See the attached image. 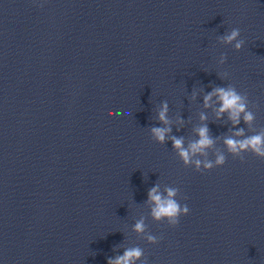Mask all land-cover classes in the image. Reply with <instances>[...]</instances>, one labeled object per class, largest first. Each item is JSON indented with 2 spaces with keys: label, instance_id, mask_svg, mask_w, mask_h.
<instances>
[{
  "label": "clouds",
  "instance_id": "obj_1",
  "mask_svg": "<svg viewBox=\"0 0 264 264\" xmlns=\"http://www.w3.org/2000/svg\"><path fill=\"white\" fill-rule=\"evenodd\" d=\"M240 29L233 28L229 34L224 36L222 39L225 43H232L236 41L234 47L239 50L244 41L239 40ZM218 96L219 102L221 104L218 115L224 112L229 113V118L233 121V123H239L240 114L244 113L245 122H251L253 120V115L249 112H246V105L243 101V98L237 94V92L229 87L225 88H216L213 92L207 94L204 97L205 106L208 105V102L212 99V96ZM167 105L165 104L159 114V119L164 123H167L166 119ZM201 119H205V117H201ZM152 133L155 138L163 142L165 140V135L170 131L168 128H152ZM243 130H240L236 133V135H242ZM200 139L197 142H194L190 145L189 149L183 148V140L181 139H173L174 147L178 150L180 157L187 164L190 160L191 154L203 152L205 148L211 146L213 144V140L208 136L207 127H202L199 129ZM225 144L228 147V150L233 154H239L242 150H251L256 156L264 158V134H257L251 137H248L243 140H235L232 138H228L225 140ZM225 163V157L220 155L217 157L215 164L223 165ZM197 166H199L200 161H196ZM204 167L206 169H212L213 164L211 162H205ZM177 194V189H168L167 197L162 198V196L158 193L157 187H153L149 193V200L154 203V207L152 208V216L156 220H160L165 218L169 221L173 226L178 225L179 218L183 215H187L189 213V208L187 205H181L174 197ZM145 229V225L143 220L138 221L135 224V230L137 232H143ZM148 240L150 242H155L156 238L154 236L149 235ZM142 256V250L139 248H132L125 250L122 256L116 257L114 260L109 259L108 264H133V262Z\"/></svg>",
  "mask_w": 264,
  "mask_h": 264
}]
</instances>
